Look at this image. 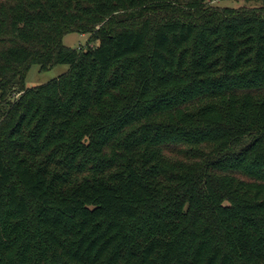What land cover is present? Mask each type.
<instances>
[{
    "label": "trees",
    "instance_id": "obj_1",
    "mask_svg": "<svg viewBox=\"0 0 264 264\" xmlns=\"http://www.w3.org/2000/svg\"><path fill=\"white\" fill-rule=\"evenodd\" d=\"M208 1L0 0V264H264V10Z\"/></svg>",
    "mask_w": 264,
    "mask_h": 264
},
{
    "label": "rangeland",
    "instance_id": "obj_2",
    "mask_svg": "<svg viewBox=\"0 0 264 264\" xmlns=\"http://www.w3.org/2000/svg\"><path fill=\"white\" fill-rule=\"evenodd\" d=\"M211 5L220 8H254L264 10V0H209ZM63 42L65 45L73 48H85L95 44L90 42L89 34L69 33L65 35ZM97 43V42H96ZM70 70L68 64H58L47 70H41L38 64H33L26 77V87L31 88L34 86L46 84L53 79H56Z\"/></svg>",
    "mask_w": 264,
    "mask_h": 264
}]
</instances>
